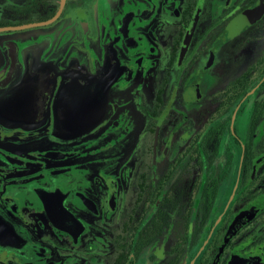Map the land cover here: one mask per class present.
Wrapping results in <instances>:
<instances>
[{
  "label": "flooded vegetation",
  "instance_id": "af4514ba",
  "mask_svg": "<svg viewBox=\"0 0 264 264\" xmlns=\"http://www.w3.org/2000/svg\"><path fill=\"white\" fill-rule=\"evenodd\" d=\"M77 69L105 113L64 139ZM25 75L0 264H264V0H0V99Z\"/></svg>",
  "mask_w": 264,
  "mask_h": 264
},
{
  "label": "water",
  "instance_id": "95a60500",
  "mask_svg": "<svg viewBox=\"0 0 264 264\" xmlns=\"http://www.w3.org/2000/svg\"><path fill=\"white\" fill-rule=\"evenodd\" d=\"M79 70L82 69H77V82L75 90L72 91L71 108L66 107L64 109L65 106L56 108L53 132L55 136L64 139L76 138L88 133L96 127L105 113L103 94L99 89L100 85L97 84V89L91 91L86 75H82V72L80 74ZM27 72H30V69ZM32 84L47 88L48 79L25 75L18 84L0 99V109H3L4 112H10L8 115L5 112L1 119L8 122L12 127L33 129L40 125L37 124L38 120H45L44 116L39 117L38 115L40 112L39 104H30L26 107L25 101L21 99L24 95V89ZM66 87H69V85Z\"/></svg>",
  "mask_w": 264,
  "mask_h": 264
}]
</instances>
